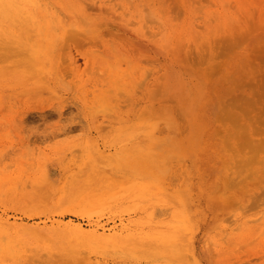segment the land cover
Returning a JSON list of instances; mask_svg holds the SVG:
<instances>
[{"label": "rangeland", "instance_id": "rangeland-1", "mask_svg": "<svg viewBox=\"0 0 264 264\" xmlns=\"http://www.w3.org/2000/svg\"><path fill=\"white\" fill-rule=\"evenodd\" d=\"M259 36L264 0H0V264H264Z\"/></svg>", "mask_w": 264, "mask_h": 264}, {"label": "bare ground", "instance_id": "bare-ground-1", "mask_svg": "<svg viewBox=\"0 0 264 264\" xmlns=\"http://www.w3.org/2000/svg\"><path fill=\"white\" fill-rule=\"evenodd\" d=\"M106 1V0H105ZM111 1H113V0H111ZM164 2H165V0H164ZM85 4V3H84ZM114 4V3H113ZM162 4V3H161ZM86 5H87V3H86ZM118 5V4H117ZM89 6V5H88ZM91 6V5H90ZM92 7V6H91ZM117 7H119V6H117ZM88 8V7H87ZM147 10V9H146ZM146 10H144V11H146ZM253 10V9H252ZM104 13V12H103ZM144 14H146V13H144ZM127 15V14H126ZM148 15V14H147ZM144 17H147V16H143V18ZM151 19V18H150ZM145 20V19H144ZM147 20H148V18H147ZM152 20V19H151ZM249 20V19H248ZM134 23V22H133ZM144 23H146V22H144ZM143 23V24H144ZM130 25H131V22L129 23ZM150 24V23H149ZM250 23L248 22V25H249ZM251 25V24H250ZM249 25V26H250ZM145 26V25H144ZM254 26V25H253ZM251 27V26H250ZM262 27V26H261ZM257 28V27H256ZM260 28V27H259ZM145 29V28H144ZM147 29V28H146ZM145 29V30H146ZM249 29V28H248ZM247 29V30H248ZM255 29V28H254ZM67 30V29H66ZM69 30H72V29H69ZM75 30V29H74ZM251 30L253 31V27H251ZM257 30V29H256ZM260 30V29H259ZM68 31V30H67ZM146 32H147V30H146ZM102 33H105V32H102ZM246 33V32H245ZM250 34H251V32H249ZM70 34L73 36V34L70 32ZM108 34H110V33H107V35ZM249 34V35H250ZM76 35V34H75ZM106 35V34H105ZM106 35V36H107ZM114 36L115 37V34H112L111 33V35L110 36ZM247 35V34H246ZM119 36H121V35H119ZM156 36V35H155ZM248 36V35H247ZM247 36H245V38L247 37ZM260 37V38H259ZM259 37H257V38H255V39H251L252 40V43H253V46L255 47V48H257V50L254 52V51H252V52H254V53H257V55H258V53H260V55H262L261 57H260V60H258L259 61V64L261 63L262 65H260L259 67H261L262 66V69H263V71L261 72V75H262V73H263V75L260 77V80H261V82H260V84L259 85H255V83H252V82H250V81H248L247 83V85H246V83H245V74H244V112H245V110H250V113H252V114H260V112L262 111V107L260 106V104H262V103H264V37L263 38H261V36H259ZM96 38V37H95ZM115 38H117V37H115ZM123 38V37H122ZM244 38V39H245ZM67 40V39H66ZM69 40V39H68ZM77 40H79V38L77 39ZM95 40V39H94ZM97 40V39H96ZM246 40V39H245ZM244 40V41H245ZM80 41V40H79ZM110 41V40H109ZM82 42V41H81ZM98 44V43H97ZM147 44V43H146ZM85 45V44H84ZM257 45H259V46H261V51H259V49H258V46ZM65 46V45H64ZM97 46V45H96ZM99 46V45H98ZM110 46V45H109ZM130 46V45H129ZM147 46V45H146ZM100 48V47H99ZM113 48V47H112ZM63 49V48H62ZM142 47H140L139 48V50H141L142 51ZM111 50V49H110ZM94 51H96V50H94ZM259 51V52H258ZM132 52H134V51H132ZM116 54V53H115ZM256 54L254 55V57L255 56H257ZM121 56H122V54H121ZM250 56H251V54H250ZM126 57V56H125ZM253 57V58H254ZM257 58H258V56L255 58L256 60H257ZM123 59V58H122ZM259 59V58H258ZM67 60V59H66ZM61 61V60H60ZM153 61H155V60H153ZM118 62V61H117ZM123 62V61H122ZM147 62H148V59H147ZM67 63V62H66ZM128 63H129V61H128ZM127 63V64H128ZM71 65H72V63H70ZM252 64H255V63H251V67H252ZM109 65V64H108ZM149 65V64H148ZM246 65H247V61H245L244 60V72H245V67H246ZM97 66V65H96ZM259 67H258V69H259ZM67 68V67H66ZM87 68V67H86ZM114 68V67H113ZM29 69V68H28ZM95 69V68H94ZM97 69V68H96ZM115 69V68H114ZM88 70V69H87ZM104 70V69H103ZM145 70V69H144ZM147 70V69H146ZM66 72H67V70H66ZM146 72V71H145ZM260 72V71H259ZM103 73V72H102ZM101 73V74H102ZM104 75V74H103ZM258 75H256V76H254V78L255 77H257ZM260 76V75H259ZM66 77V76H65ZM64 77V78H65ZM161 77V76H160ZM163 77V76H162ZM249 78V77H248ZM146 79V78H145ZM249 80V79H248ZM255 80H257L256 78H255ZM144 81V80H143ZM258 82V81H257ZM256 82V83H257ZM252 83V85H250L251 87H249V84H251ZM135 84V83H134ZM255 87H254V86ZM118 86V85H117ZM158 86V85H157ZM159 86H160V84H159ZM136 87V86H135ZM134 87V88H135ZM117 88V87H116ZM156 89V88H155ZM134 90V89H133ZM120 91V90H119ZM153 91V90H152ZM110 92V91H109ZM122 93H123V91H121ZM154 92H156V91H154ZM133 93V92H132ZM157 93V92H156ZM159 94V93H158ZM118 95V94H117ZM154 95V94H153ZM123 96V95H122ZM154 98V97H153ZM153 98H151V99H153ZM125 100V99H124ZM127 100V99H126ZM251 101V104L250 103H248V101ZM249 101V102H250ZM112 102V101H111ZM246 103V104H245ZM247 104L249 105L248 107H246L247 106ZM253 104V105H252ZM135 105V104H134ZM104 106V105H103ZM263 106V105H262ZM124 107V106H123ZM122 108V107H121ZM108 109V108H107ZM55 110V109H54ZM53 110V111H54ZM102 111V110H101ZM109 111H110V109H109ZM70 112V111H69ZM103 113V112H102ZM246 113V112H245ZM244 113V114H245ZM47 114V113H46ZM104 114V113H103ZM261 114H264V112L263 113H261Z\"/></svg>", "mask_w": 264, "mask_h": 264}]
</instances>
